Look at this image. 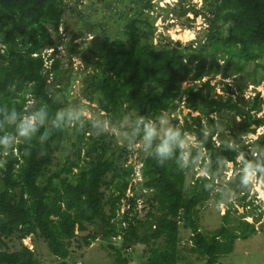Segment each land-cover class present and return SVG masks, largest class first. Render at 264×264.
<instances>
[{
  "label": "trees",
  "instance_id": "obj_1",
  "mask_svg": "<svg viewBox=\"0 0 264 264\" xmlns=\"http://www.w3.org/2000/svg\"><path fill=\"white\" fill-rule=\"evenodd\" d=\"M159 1L131 0L121 37L104 35L94 52L80 48L78 36L67 37L64 0H0V264H42L34 249L40 238L59 264H69L71 243L89 224L97 229L82 236L85 243L100 235L118 264H129L125 254L138 244L148 249L142 264H180L186 256L179 246L181 227L190 233L189 253L204 264H220L238 239L256 232L263 212L246 220L259 208L247 172L264 170V114L258 116L264 100L259 91L251 99L243 94L247 81L255 87L264 81V0H202L199 8L178 0L160 6L167 14L180 8L184 15H203L206 27L184 44L155 42ZM47 48H54L48 67L42 54ZM63 50L70 68L72 56L90 64L82 77L88 100L111 121L128 115L131 133L117 151L110 140L90 134L94 122L81 115L82 108L70 106V81L59 80ZM251 62L255 67L236 89L223 83L219 93L210 82L211 76L240 73ZM51 80L60 81L55 92L61 98L49 92ZM187 80L192 84L183 87ZM180 102L189 110L181 118L173 114ZM224 113L233 125L221 130L217 116ZM164 118L170 128L160 136ZM70 126L78 136L75 156L50 171ZM259 127L256 138H246ZM188 136L196 146L184 145ZM137 142L145 152L138 151L141 180L134 183L128 158ZM227 162L233 164L237 202L247 207L235 216L237 225L229 224L230 211H237L234 202L217 190ZM199 169L204 173L196 176ZM210 198L225 201L227 209L224 223L205 232L198 207ZM139 199L144 218L137 217ZM27 237L32 248L24 243ZM12 240L18 242L15 249H9Z\"/></svg>",
  "mask_w": 264,
  "mask_h": 264
},
{
  "label": "rangeland",
  "instance_id": "obj_2",
  "mask_svg": "<svg viewBox=\"0 0 264 264\" xmlns=\"http://www.w3.org/2000/svg\"><path fill=\"white\" fill-rule=\"evenodd\" d=\"M169 1H171V3H169ZM64 2L66 4V12L64 15L65 27H63V29L66 31L67 37L69 38V36L73 35L78 36L77 42L80 44L79 47L88 48L94 52L99 50L100 42L103 40L104 35L111 38L121 37L124 24L123 14L130 13V7L132 6L131 0H64ZM174 2L176 1L161 0L158 2L159 7H156L157 11L155 12V14H158L155 21V26L157 27L155 42L159 39H162L164 43L178 40L184 44L188 41L195 40L198 36V32H201V30L206 27V21L203 15H197L194 18L193 13L190 11L184 15L180 8H178L176 12L167 14L165 10L160 7H165L168 4L172 6ZM188 3L196 4L197 8H199L202 5V0H188L185 7L189 6ZM60 54L62 57V69L64 74L59 80L63 84L70 81L71 88L67 93L70 106L74 109L82 108L81 115L86 119L90 118L94 122L90 134H93L96 137L103 136L108 141L110 140L112 142L111 146L113 150L117 151V146L124 144L131 133V122L128 115L124 116L120 122H115L111 121L109 116L104 112L99 111L97 104L88 100L83 91L84 86L82 83V77L85 73L91 71L90 64L88 62H82L76 56H72V66L70 68L67 51H60ZM256 62L260 63L261 61L259 59ZM256 62L249 63L243 71L231 75L226 79H221L220 75L215 77L211 76L210 82L216 84V91L219 93H222L220 88L223 83H228L231 87L236 89V86L242 84L244 79L248 78L247 73H250L253 70ZM259 74H261L260 69ZM218 81L221 82L219 85L217 83ZM57 83L51 80V83H49V92L53 94L55 93L61 98L60 94L55 92V88L58 85ZM190 84H192V81L187 80L184 82L183 87H187ZM252 86L254 87L252 82L247 81L248 91L245 90V95L248 96H244V98L251 99V97L254 96V88L249 89L252 88ZM256 90L260 91V97L262 96V99L264 100V81L256 86ZM223 94L225 95L226 93ZM188 111L189 110L184 107L183 103L180 102L179 107L173 114L181 118V116ZM193 114H195V112ZM262 114H264V104L262 110L258 113V116ZM30 119L32 120V118ZM217 120L221 130H226L227 124L229 123L231 126L233 125L231 115L226 113L218 115ZM238 121L239 118L237 117L236 122ZM71 126L67 130V134L61 143L62 150L56 154L54 162L49 168L50 171H55L60 168L64 163V159L68 156H75L76 148L73 146V143L77 140L78 136L76 130ZM169 128L170 119L164 118L158 126L157 132L162 136L169 130ZM262 130L263 127H259L255 134L250 133L246 138L253 139L258 133L262 132ZM187 139L188 141L185 142L184 145H187L188 143L189 145L196 146L197 143L194 141V137L188 136ZM133 148L134 150H138L129 155L128 162L132 163H134L135 160H138L141 156V154L138 153L140 149L143 153L145 152L143 149L144 147L140 142L133 144ZM248 150H252V148H248ZM252 156H255V153H253ZM241 157L242 155H239L237 160L239 161ZM226 167L227 169L224 175L217 180V190L221 191L223 197L229 202H234V207L237 211L235 212L233 209L230 211L231 217L229 224L237 225L235 216L243 213L247 207L243 208V206L238 204L237 199L239 194L233 192V176L235 172L233 170L232 162H227ZM203 173L202 169H199L196 176ZM190 178L191 174H188V180ZM247 178L251 186L250 196L255 197L256 201L254 204L259 208L256 210L253 217L248 216L246 220L248 222H253L255 216L258 215V212L262 211L263 214L255 223L256 232L247 239H238L235 243L234 250L231 253L220 257V264H264V170L262 169L260 172H257V178L253 172L249 171L247 172ZM104 190L106 193L109 192L105 187ZM143 206L144 203L140 200L137 204L139 210L137 217L139 218L145 217L146 211L142 209ZM226 209L225 201L217 204L216 200L213 198H210L202 206H199L198 216L201 230L211 232L224 223L221 216ZM181 228L179 246L182 253L186 256L180 264H204L200 257L188 252V248L191 246L190 233L187 229L183 227ZM96 229L97 226L89 224L87 231L79 234V237L72 241L70 246L72 253L68 258L69 264H118L114 260L111 249L106 244L107 241H105L100 235H97L96 239L89 245L83 240V235L89 232L92 233ZM24 240V243L29 245L30 248L33 247L28 237ZM112 242L114 244L120 243L118 238H113ZM8 243L10 245L9 249H15L18 247V242L15 240ZM160 243L161 240L157 244L160 245ZM34 245L36 257L42 264H59V258L50 253L47 244L41 238L37 239L36 242H34ZM147 251V246L138 244L132 247V249H129L125 255L129 258V264H142L146 263Z\"/></svg>",
  "mask_w": 264,
  "mask_h": 264
},
{
  "label": "built area",
  "instance_id": "obj_3",
  "mask_svg": "<svg viewBox=\"0 0 264 264\" xmlns=\"http://www.w3.org/2000/svg\"><path fill=\"white\" fill-rule=\"evenodd\" d=\"M174 1H178V0H174ZM169 3H171V1H169ZM175 3V2H174ZM60 32H61V34H62V36L64 37V32H63V30L62 29H60ZM75 42H77V39L75 40ZM57 50H62V45H59V46H57ZM53 51H54V48H47V49H45V50H43V52H42V54H43V57H44V59H45V65H46V67H48L49 65H50V59H48L49 58V56L53 53ZM34 55H37V54H34ZM207 79V77H205V78H203V80H206ZM254 88V93H256V91H258V90H256V87L254 86H252V88H249V89H253ZM248 91V90H247ZM260 92V91H259ZM253 95V94H252ZM255 95V94H254ZM243 96H248V95H245V93L243 94ZM262 97V96H261ZM33 120H31L30 119V122H32ZM257 136V135H256ZM256 136H255V138H256ZM133 165H134V171H135V173H134V177H133V182L134 183H136V182H138V181H140L141 180V176H140V171H139V168H140V166H141V163L138 161V160H135V162L133 163ZM249 172V171H248ZM250 172H253L254 174H255V176H256V178H257V171H255V170H252V171H250ZM260 179V178H259ZM261 180V179H260ZM251 181V180H250ZM129 192V191H128ZM141 199H139V201H140ZM139 201H138V203H139ZM142 201V200H141ZM122 210H120V212L121 213H123L124 212V206L121 208ZM118 239H120V236L119 237H117ZM114 239H116V238H114ZM25 241V240H24ZM26 244V243H25ZM29 246V245H28ZM30 247V246H29Z\"/></svg>",
  "mask_w": 264,
  "mask_h": 264
},
{
  "label": "crops",
  "instance_id": "obj_4",
  "mask_svg": "<svg viewBox=\"0 0 264 264\" xmlns=\"http://www.w3.org/2000/svg\"><path fill=\"white\" fill-rule=\"evenodd\" d=\"M28 239H30V238L28 237Z\"/></svg>",
  "mask_w": 264,
  "mask_h": 264
}]
</instances>
